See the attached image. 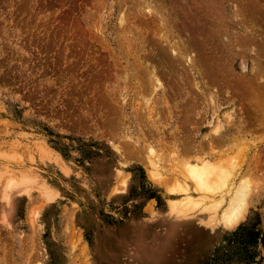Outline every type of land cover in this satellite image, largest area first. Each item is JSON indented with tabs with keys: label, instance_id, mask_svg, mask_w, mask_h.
I'll use <instances>...</instances> for the list:
<instances>
[{
	"label": "rangeland",
	"instance_id": "obj_1",
	"mask_svg": "<svg viewBox=\"0 0 264 264\" xmlns=\"http://www.w3.org/2000/svg\"><path fill=\"white\" fill-rule=\"evenodd\" d=\"M203 163L233 165L220 194L177 195ZM244 230L264 237V0H0V264H244Z\"/></svg>",
	"mask_w": 264,
	"mask_h": 264
},
{
	"label": "bare ground",
	"instance_id": "obj_2",
	"mask_svg": "<svg viewBox=\"0 0 264 264\" xmlns=\"http://www.w3.org/2000/svg\"><path fill=\"white\" fill-rule=\"evenodd\" d=\"M164 49H168L169 52L173 56L177 55L176 57L182 58L184 63H186V64L191 63L190 57L188 58L187 55H183L182 52H180L182 54H178L177 52H176L177 53L176 54L175 49L173 48L172 45H168V47L164 48ZM166 58H168V57H166ZM167 62H170V61L168 60ZM215 133H217V132L215 131ZM225 166H226V164H225ZM228 166H229V164H228ZM232 166H229L230 169H224V168H221V167L214 165V164H211V163H203L201 165L188 166V167L182 169V171H184L182 173V181L180 183L179 182L177 183L176 189L174 191L177 193V195H180V196L189 195L188 192L192 191V190L196 193L200 192L201 194H204L206 196L207 195H211V196L216 195L224 188L225 183L231 177L232 169H233V168H231ZM225 168H227V166ZM179 174H181V173H179ZM248 189L249 188H248L247 184L243 182V184L239 185L235 189V191L232 192L231 196L229 197L228 203H227L228 205H227V207H225L226 211L224 212L223 217H222L226 220V222H228L229 225L236 223L244 214V211H245L246 205H247L246 200H247V196H248ZM187 199H188V197H187ZM218 201H216L214 203L215 206H217V204L222 202V199L219 202ZM184 204L178 203V205L175 206V209L177 206L178 207L184 206ZM195 204L197 205L198 202ZM214 204H212V206ZM209 207H211V206H209ZM217 207H219V206H217ZM177 209H179V208H177ZM182 215H184V214H182Z\"/></svg>",
	"mask_w": 264,
	"mask_h": 264
},
{
	"label": "trees",
	"instance_id": "obj_3",
	"mask_svg": "<svg viewBox=\"0 0 264 264\" xmlns=\"http://www.w3.org/2000/svg\"><path fill=\"white\" fill-rule=\"evenodd\" d=\"M260 234L259 231L255 230H244L243 233L234 236V240L241 246L235 253V257L239 262H243L244 264L253 262L255 253L250 251L248 246H254L257 244V240L264 243V237H260Z\"/></svg>",
	"mask_w": 264,
	"mask_h": 264
}]
</instances>
